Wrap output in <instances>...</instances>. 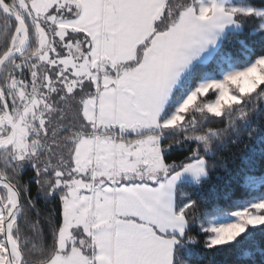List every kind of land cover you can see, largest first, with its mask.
I'll use <instances>...</instances> for the list:
<instances>
[{"label":"snow or ice","instance_id":"snow-or-ice-1","mask_svg":"<svg viewBox=\"0 0 264 264\" xmlns=\"http://www.w3.org/2000/svg\"><path fill=\"white\" fill-rule=\"evenodd\" d=\"M225 149L243 190L209 196ZM257 234L264 0H0V264H241Z\"/></svg>","mask_w":264,"mask_h":264},{"label":"trees","instance_id":"trees-1","mask_svg":"<svg viewBox=\"0 0 264 264\" xmlns=\"http://www.w3.org/2000/svg\"><path fill=\"white\" fill-rule=\"evenodd\" d=\"M253 39L254 37L245 33L240 35L239 37L234 38L230 42V46L239 47L238 44L239 40H245L249 44H251L253 42ZM260 147L261 145H256L257 150L255 153V157L257 159L258 168H259V159H260V155H259ZM229 149L231 151L238 150L235 146H229ZM229 149H225L222 152V155L225 157V162L227 163L228 167L218 168L217 171L212 175V179L206 187V191L209 196H211L213 192L222 193L229 189L236 192L243 190L241 188V185L245 183V178L243 175H237L239 168L242 167L243 165L240 163L239 160H237L235 164L231 163ZM172 158H176V157L173 156ZM230 169L232 170L231 175H229ZM256 174L258 175L259 172H257ZM244 247L251 249L253 251V256L241 262V264H264V255H262L261 252L257 250V249H264V235L257 234L254 240L246 241ZM210 258H212L211 253L208 254V257L205 259V261H202L201 264H207V259ZM192 259L195 260L196 257H193ZM215 261L216 264H237L236 250L216 254Z\"/></svg>","mask_w":264,"mask_h":264}]
</instances>
